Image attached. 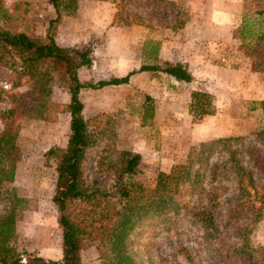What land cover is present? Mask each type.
Returning a JSON list of instances; mask_svg holds the SVG:
<instances>
[{"label": "rangeland", "instance_id": "374dc122", "mask_svg": "<svg viewBox=\"0 0 264 264\" xmlns=\"http://www.w3.org/2000/svg\"><path fill=\"white\" fill-rule=\"evenodd\" d=\"M188 1L77 0L75 14L63 16L55 25L54 39L60 47L91 51V65L77 71L81 83L96 84L132 73L127 84L80 91L82 116L91 137L82 164L83 179L90 188L111 191L119 154L128 151L141 156L134 180L152 185L159 172L188 169L189 152L198 150L201 143L234 138L213 147L207 166L193 165L204 190L201 195H191L186 187L187 192L181 193L189 206L200 200L206 204L207 194L215 196L216 232L211 238L205 239L201 225L182 211L142 222L132 233L129 248L137 264H190L184 251L194 264H248L255 252L264 249V99L253 100L255 92L264 91V40H259L264 37V16L256 14L264 11V0L247 1L254 34L247 52L254 59L253 68L262 72L259 89L233 94L222 114L211 96L206 94L192 106L183 97L187 92L183 85L162 72L140 71L141 66L169 65L156 64L148 55L155 52L159 42L154 39L165 36V29L175 31L186 22ZM55 16L48 0H0V27L9 32L44 38ZM30 90L26 79L16 80L13 72L0 65V111L11 106L10 95ZM50 92L43 119L20 116L14 120L15 173L12 182L0 186V215L7 212L10 199L20 200L12 245L22 264L28 255L45 260L62 256V231L52 203L57 160L47 153L53 149L58 155L68 141V82L54 78ZM210 118L213 123L203 131L217 137L191 143L193 126ZM4 128L0 120V132ZM236 165L245 171L242 185L233 170ZM103 206V202L96 208L81 201L69 204L72 216L85 219L87 234L79 252L82 264L113 263L102 237V226H109L100 219ZM243 243L248 252H233Z\"/></svg>", "mask_w": 264, "mask_h": 264}, {"label": "trees", "instance_id": "16d2710c", "mask_svg": "<svg viewBox=\"0 0 264 264\" xmlns=\"http://www.w3.org/2000/svg\"><path fill=\"white\" fill-rule=\"evenodd\" d=\"M48 3L54 9L56 16L49 21L44 38L9 32L0 27V65L13 72L16 80L26 79L31 86V90L26 93L10 95L11 106L6 111H0V120H3L5 125L4 130L0 132V186L3 182H12L15 173L18 134L17 129L13 127L14 120L20 116L44 118L46 103L51 93L50 83L54 78L67 81L70 94L68 106L70 133L67 144L58 155L53 149L47 153L57 160L52 203L58 213V224L62 231V256L60 260H45L42 257L28 255L26 264H82L79 252L87 232L83 226L85 219H79L78 216L76 218L69 213V204L73 201L91 203L94 208L104 203L99 215L101 221L109 225L102 226L101 230L103 240L112 254V264H137L129 248L132 233L142 222L162 216H176L184 211V215L189 216L192 222L200 224L205 230V239H210L211 234L216 232L215 215L212 212L216 204L215 196L207 194L206 204L201 205L203 201L200 200L196 205L189 206L182 199L183 194L187 192L183 187L188 188L191 195L200 196L204 190L198 181V169L193 171V165L207 166L214 146L227 144L235 139L229 137L201 143L198 150L191 149L189 152L188 169L175 168L168 173L159 172L152 185L134 180L141 156L138 153L123 151L117 159L119 167L114 166L115 180L111 191L88 187L83 179L82 164L91 137L82 116L83 104L79 99L80 91L87 88L101 89L127 84L132 73L96 84L81 83L77 71L83 66L91 65V51L88 48H62L54 39L55 25L63 16L75 14L77 0H48ZM256 14L263 17L264 11H258ZM261 22L264 23V19H261ZM250 29V19H247L239 35L241 37L253 35ZM259 40H264V37L259 36ZM140 71L162 72L173 77L177 82L189 83L192 80L180 64H169L165 68L157 65L141 66ZM191 97V105L194 106L196 100L207 98V95L193 93ZM31 98L35 99L32 103ZM229 156L231 157L232 154ZM233 170L239 176V185H242L241 177L245 172L244 169L236 165ZM18 202L20 200L10 199L7 212L0 215V264H22L20 255L12 245ZM244 239L243 237V242ZM233 252H248V246L243 243ZM257 252L252 257L253 261L251 259L248 264H264V249ZM184 254L190 264H194L189 253L184 251Z\"/></svg>", "mask_w": 264, "mask_h": 264}, {"label": "crops", "instance_id": "0c3cea01", "mask_svg": "<svg viewBox=\"0 0 264 264\" xmlns=\"http://www.w3.org/2000/svg\"><path fill=\"white\" fill-rule=\"evenodd\" d=\"M170 1L177 3L180 0ZM247 1L189 0V13L183 26L175 31L165 29L168 30L165 36L154 39L159 44L148 56L155 58L156 64H180L191 76V82L185 83L167 75L173 83L187 88L183 97L188 103H191L193 93L207 94L221 107L219 114H222L233 94L259 89L262 72L253 68L254 59L247 52L254 34L239 35L245 20L249 19ZM255 95L253 100L264 99V91L261 94L255 92ZM213 120L210 118L193 126L191 143L217 137L203 131L210 128Z\"/></svg>", "mask_w": 264, "mask_h": 264}]
</instances>
